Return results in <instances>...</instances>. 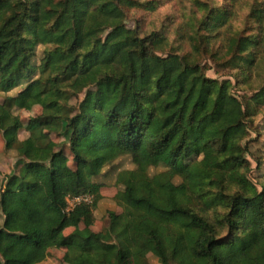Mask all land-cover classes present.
Listing matches in <instances>:
<instances>
[{"label": "trees", "instance_id": "trees-1", "mask_svg": "<svg viewBox=\"0 0 264 264\" xmlns=\"http://www.w3.org/2000/svg\"><path fill=\"white\" fill-rule=\"evenodd\" d=\"M193 3L201 18L169 41L126 25L155 2L0 0V137L21 163L0 177V264H40L51 250L62 264H264V170L258 160L250 179L243 146L264 87L232 93L264 65V0L249 2L250 29L222 54L232 4ZM205 57L230 79L208 78ZM121 158L132 168L95 180ZM107 187L119 209L94 231ZM81 195L91 202L66 212Z\"/></svg>", "mask_w": 264, "mask_h": 264}, {"label": "rangeland", "instance_id": "rangeland-1", "mask_svg": "<svg viewBox=\"0 0 264 264\" xmlns=\"http://www.w3.org/2000/svg\"><path fill=\"white\" fill-rule=\"evenodd\" d=\"M140 2H155L156 8L153 12H133L127 19L126 25L128 28H134L136 25L142 27L144 31H150L151 29L163 30V33L166 35L169 41L176 40L179 32L183 36H188L190 32V27L194 26V23L191 20H198L201 18L203 12L198 11L194 6L193 0H138ZM206 2L209 6H223L224 4H232L234 14L229 20L228 29H221V35L216 42L215 49L218 50L221 54L227 49L228 38L233 34L249 30L251 23L247 19L249 2L251 0H200ZM186 50L188 47L187 43L184 42ZM220 49V50H219ZM41 49H38V55H40ZM209 57H205L202 62V68L205 71V75L208 78L216 79L218 81L230 79L229 72L227 69L221 67H216L212 63ZM257 72L254 74V81L251 90L249 91H240L232 90V93L241 98L242 96L249 97L252 92L259 87H264V65L261 67L260 74L257 75ZM17 91H13L11 95L15 94ZM83 95H79L77 99L71 101L72 105H75L82 99ZM4 98L3 94H0V106ZM1 110V108H0ZM38 112V109L35 111ZM19 117L24 120H27L29 114L27 112L18 113ZM248 134V137L243 146L247 148L245 157L250 163L251 180H258L260 172L256 168V162L259 160L261 162V167L264 170V109L261 108L260 113L253 117V129ZM27 137V133L23 130L18 132V138L23 140ZM57 143H62L64 141L60 139H55ZM2 139L0 137V177L3 178L6 175L15 173L18 171L21 163L19 162L18 157L14 151L3 150ZM132 165L128 158H121L114 162L110 167L104 170L103 174L96 178V181L100 183L112 185L114 182V177L116 172L124 169H131ZM178 183V180H175ZM115 191L111 187H107L102 190L103 198L99 202L97 209L94 211V231H103L108 227L107 213L112 211H118V207L114 201ZM1 224V219H0ZM72 229H67L65 233H69ZM64 251L62 250H51L48 257L45 261L40 264H62L61 258ZM148 260L150 264H158L157 260L148 255Z\"/></svg>", "mask_w": 264, "mask_h": 264}, {"label": "built area", "instance_id": "built-area-1", "mask_svg": "<svg viewBox=\"0 0 264 264\" xmlns=\"http://www.w3.org/2000/svg\"><path fill=\"white\" fill-rule=\"evenodd\" d=\"M90 202H91V197L86 196V195H81V196L73 197V198L67 197L66 198V203H67L66 212H69L79 203L89 204Z\"/></svg>", "mask_w": 264, "mask_h": 264}]
</instances>
